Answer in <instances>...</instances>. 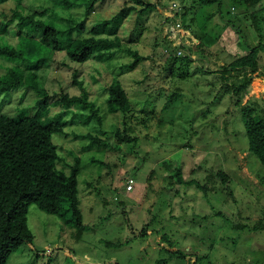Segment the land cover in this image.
<instances>
[{
  "label": "rangeland",
  "instance_id": "374dc122",
  "mask_svg": "<svg viewBox=\"0 0 264 264\" xmlns=\"http://www.w3.org/2000/svg\"><path fill=\"white\" fill-rule=\"evenodd\" d=\"M88 1L0 0L1 44L17 47L18 32L40 37L19 30L17 20L4 24L15 8L58 29L59 48L52 41L43 44L40 55L46 59L35 80L49 96L46 118L64 110V133L52 134L57 164L68 172L79 156L80 208L90 226L76 238L61 217L31 203L26 218L33 239L5 264H154L168 256L161 250L169 242L184 257L168 256L166 264H264V230H252L264 210V166L248 149L243 121L250 107L264 122V48L255 71L221 69L249 47L264 45V0H220L209 7L199 0H145L152 4L145 9L129 0H96L87 13ZM173 1L179 12L170 9ZM123 6L131 9L118 16ZM86 35L117 38L120 47L105 58L71 61L65 47ZM123 48L145 59L129 69L132 57ZM177 50L188 53L191 63H172L168 54ZM12 65L0 58V74ZM115 78L134 114L149 116L145 125L131 121L134 142L114 135L121 117L107 111L106 88ZM64 93L85 95L101 123L87 109L57 102ZM37 98L24 85L0 94V110L30 115ZM72 133L111 139L118 148L87 147V139ZM129 177L133 187L127 191ZM194 182L205 184L207 194ZM143 228L146 235L140 236Z\"/></svg>",
  "mask_w": 264,
  "mask_h": 264
},
{
  "label": "trees",
  "instance_id": "16d2710c",
  "mask_svg": "<svg viewBox=\"0 0 264 264\" xmlns=\"http://www.w3.org/2000/svg\"><path fill=\"white\" fill-rule=\"evenodd\" d=\"M96 0H89L85 6V12H89L92 4ZM135 4L143 6V9L152 6L145 0H129ZM201 6L209 7L213 4L220 5V0H199ZM130 6H123L117 15L129 12ZM214 15V14H213ZM213 18V17H212ZM17 20L16 26L19 30L24 29L28 34L37 33L39 39L21 35L19 32L18 46L0 43V58L13 62V65L6 69L4 74H0V94L9 92L27 85L37 94L36 107L33 114L12 117L0 110V264H5L11 255L22 243H31L33 234L27 225V209L29 204L35 203L41 210L55 214L62 218L65 225L76 230V238H79L83 231L89 230L90 226L83 222V214L80 208L81 198L78 195L77 175L79 173L80 158L75 155L73 162L69 164L68 172L58 167L59 155L52 140V134L64 133V122L62 115L64 110L58 112L53 118H46L49 106V96L47 90L40 87L35 80V70L45 61L46 55H40L44 43L52 41L53 47L59 48L56 37L58 29L49 24L48 21L36 17L34 13L23 14L21 10L15 8L8 21L11 23ZM193 38L199 45V38ZM120 41L116 38L106 36L86 35L74 39L65 47L66 56L75 62H84L93 56L105 58V52L113 48H119ZM188 47L186 46V49ZM264 45L257 44L249 47L243 54L237 56L221 69L229 71H255L258 66V50ZM131 55L132 60L127 64L129 69H133L145 57L137 50L123 48ZM164 53H168L164 51ZM171 62L175 58H184V65L190 64L191 56L187 54H168ZM29 70L28 73H24ZM182 78L184 73L180 74ZM76 82V76L73 78ZM106 107L109 113H118L121 117V126L116 128L114 135L119 142H134L136 137L132 135L131 121L141 122L145 125L149 116L147 114H134L131 102L119 79H113L106 88ZM172 97L166 101L171 102ZM57 102L65 108L77 105L79 108L87 109L90 116L101 123V117L94 103L87 97L70 96L67 93L61 95ZM66 110V109H65ZM252 108L243 110V121L248 138V149L255 154L264 166V122L252 115ZM139 118V119H138ZM138 122V123H139ZM74 139L85 138L88 141L87 147L97 146L101 148L117 149L118 144L111 139H102L91 133H72ZM222 180L226 177L220 173ZM179 181H182L178 176ZM204 194H207V186L194 182ZM253 231L264 230V210L260 214V220L252 226ZM146 235L143 228L140 236ZM169 258L184 257L178 249L174 248L172 242L169 247L163 249ZM165 257L156 259L154 264H166Z\"/></svg>",
  "mask_w": 264,
  "mask_h": 264
},
{
  "label": "built area",
  "instance_id": "2783aa9c",
  "mask_svg": "<svg viewBox=\"0 0 264 264\" xmlns=\"http://www.w3.org/2000/svg\"><path fill=\"white\" fill-rule=\"evenodd\" d=\"M170 9H171L172 11L174 10V11L179 12V11L181 10V7H180V5H179L177 2L173 1V2H171V4H170ZM175 53H176L177 55H180L182 52H181L180 50H177ZM132 187H133V178H132V177H129V178L126 179L125 189H126L127 191H129V190L132 189Z\"/></svg>",
  "mask_w": 264,
  "mask_h": 264
}]
</instances>
